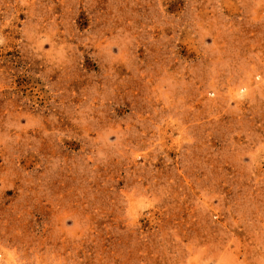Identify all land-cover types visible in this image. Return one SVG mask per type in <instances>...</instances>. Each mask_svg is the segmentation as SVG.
<instances>
[{
    "label": "rangeland",
    "instance_id": "obj_1",
    "mask_svg": "<svg viewBox=\"0 0 264 264\" xmlns=\"http://www.w3.org/2000/svg\"><path fill=\"white\" fill-rule=\"evenodd\" d=\"M0 264H264V0H0Z\"/></svg>",
    "mask_w": 264,
    "mask_h": 264
}]
</instances>
